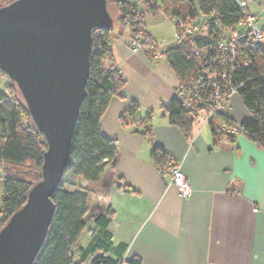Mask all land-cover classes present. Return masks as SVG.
I'll use <instances>...</instances> for the list:
<instances>
[{
	"label": "crops",
	"instance_id": "obj_1",
	"mask_svg": "<svg viewBox=\"0 0 264 264\" xmlns=\"http://www.w3.org/2000/svg\"><path fill=\"white\" fill-rule=\"evenodd\" d=\"M245 1L264 30V0ZM110 39L113 61L126 85L120 97L109 101L100 128L104 136L116 140L118 153L115 165L106 168L98 181L79 183L89 195L91 209H109L113 214L107 228L114 245L126 244L123 260L264 264V149L243 135H237L228 149L212 145L205 112L195 118L186 136L169 122L161 107L175 96L179 85L168 62L155 55L151 60L144 49L131 51L130 34ZM153 43L158 52L166 51ZM130 102L139 105L133 119L138 123L151 113L146 125L150 139L136 130L142 131L140 123L121 126L120 118ZM220 112L238 123L250 117L237 93ZM152 147L162 148L179 164L192 187L189 198L180 199L168 177L158 170ZM87 238L85 233L83 243Z\"/></svg>",
	"mask_w": 264,
	"mask_h": 264
},
{
	"label": "trees",
	"instance_id": "obj_2",
	"mask_svg": "<svg viewBox=\"0 0 264 264\" xmlns=\"http://www.w3.org/2000/svg\"><path fill=\"white\" fill-rule=\"evenodd\" d=\"M8 1L10 0H0V4ZM111 1L118 12L115 22L129 27L132 40H140V49H144L151 60L158 49L144 27L147 16L162 13L169 19L175 16L188 17L201 28H206L208 34L198 35L194 39V45L198 51L208 55L215 50V44L221 37L217 33V26L221 24L226 31H231L236 29L244 17L232 0H162L161 5L153 0ZM111 30H96L92 33L89 77L86 81L85 98L80 104L78 120L73 128L69 161L58 189L51 195L55 211L41 249L32 264H142L138 257L125 262L123 255L127 250L126 244H113L112 235L107 228L113 219L110 210L103 212L91 209L87 205L89 195L84 188H66L71 186V177L91 183L98 181L104 170L113 167L116 162V140L104 136L100 128V121L109 101L114 96L120 97L126 85L113 61L110 50ZM163 56L179 81L175 96L168 104L161 106L172 125L189 136L196 115L214 107V101L211 103L205 99L210 93L209 89L201 93L199 100L192 101L190 108L181 101L183 87L197 73L209 71V76L206 74L203 77L217 81L226 94L234 89L250 114L248 119L238 123L224 113L215 112L208 120L212 145L228 149L233 147L237 135H243L257 147L264 149L263 45L246 39L239 44L232 56L225 52L218 61L216 59L214 63L205 65L206 69L201 68V57L189 43L176 42ZM222 73L224 77H220ZM0 76L6 77L2 71ZM228 100L229 98L225 100L224 106ZM138 108L136 102L129 103L128 109L120 118L121 126L140 123L142 131L139 128L136 130L148 137L150 131L146 125L152 115L147 114L138 123V119L133 120ZM46 148L44 135L33 126L17 88L9 80L5 91L0 93V164L4 169V176L0 179V229L25 204L29 189L41 178L40 168ZM151 157L158 170L165 175L162 166L173 159L160 147H152ZM24 167H27L26 170L22 169ZM128 189L134 191L132 187ZM85 233L89 240L83 243L81 238Z\"/></svg>",
	"mask_w": 264,
	"mask_h": 264
},
{
	"label": "water",
	"instance_id": "obj_3",
	"mask_svg": "<svg viewBox=\"0 0 264 264\" xmlns=\"http://www.w3.org/2000/svg\"><path fill=\"white\" fill-rule=\"evenodd\" d=\"M107 0H10L0 4V71L17 88L47 142L41 178L0 229V264H32L43 244L85 98L92 33L113 29Z\"/></svg>",
	"mask_w": 264,
	"mask_h": 264
},
{
	"label": "built area",
	"instance_id": "obj_4",
	"mask_svg": "<svg viewBox=\"0 0 264 264\" xmlns=\"http://www.w3.org/2000/svg\"><path fill=\"white\" fill-rule=\"evenodd\" d=\"M134 1L132 0L131 2ZM232 1L236 3L239 11L242 12L244 17L236 26V29H232L231 31H226L221 24L217 26V33H220L221 37L215 44V50L210 55L198 51L194 45V39L198 37V35L208 34L206 28H201L199 24H196L188 17L182 18L180 16H175L170 19L172 24L176 27V42L189 43L190 47H192L198 56L201 57V62L203 63V67L201 68L203 69H206L205 65L214 63L216 59V61H218L220 55L225 52L232 56L239 44L246 39L255 44H260L264 40V30H262L257 22H255L254 15L247 10V2L245 0ZM214 16L217 17V15ZM130 49L133 52L138 51L140 49V40H132ZM155 57L164 59L163 54L160 52H157ZM203 69L201 70L203 71ZM209 73V71L197 73L196 76L191 79L189 84L183 87V93L181 94V101L184 102L187 108H190L193 103L192 101L199 100L201 93H204L206 89H209L210 93L206 95L205 99L211 103L214 101V107L208 111H201L207 113L208 120L215 112H220L224 107L225 100L235 93L233 89L229 94H226L224 93V90L220 88L217 81L210 77L206 80L203 76L206 77V74L209 76ZM220 77H224V73H222ZM199 114H197L196 117H198ZM162 171L165 176L168 177L169 184L175 187L180 199L183 200L192 195L193 191L191 184L177 162L170 160V162L162 166Z\"/></svg>",
	"mask_w": 264,
	"mask_h": 264
},
{
	"label": "rangeland",
	"instance_id": "obj_5",
	"mask_svg": "<svg viewBox=\"0 0 264 264\" xmlns=\"http://www.w3.org/2000/svg\"><path fill=\"white\" fill-rule=\"evenodd\" d=\"M157 3H161L162 0H154ZM107 11L114 19V25L113 29L111 30V36H127L130 34L129 27L118 25L116 19L118 18V12L115 9V6L112 4L111 0H107ZM144 24L146 27L147 32L149 33L150 37L155 40L161 48V51H165L171 47H174L176 45V36H175V26L172 24L171 20L167 18L166 15H163L162 13H158L157 16H147L144 20ZM132 42V41H131ZM130 42V43H131ZM264 46V41L261 42ZM9 80L6 77L0 76V93L5 91V86L8 84ZM28 166V165H27ZM27 167L22 168L23 170H26ZM0 171H2V167H0ZM4 173L0 172V179L3 178ZM72 182V183H71ZM71 186L68 185L66 188L68 190L72 189H81V184L79 183V179L71 177L70 179ZM2 196V188L0 189V197ZM1 200V199H0Z\"/></svg>",
	"mask_w": 264,
	"mask_h": 264
}]
</instances>
